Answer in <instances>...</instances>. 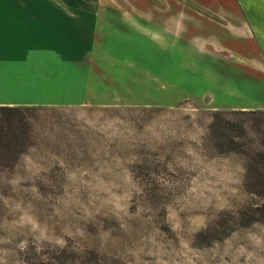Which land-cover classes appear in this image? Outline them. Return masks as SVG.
Wrapping results in <instances>:
<instances>
[{
  "label": "rangeland",
  "instance_id": "374dc122",
  "mask_svg": "<svg viewBox=\"0 0 264 264\" xmlns=\"http://www.w3.org/2000/svg\"><path fill=\"white\" fill-rule=\"evenodd\" d=\"M85 1L103 55L72 66L69 102L31 105L34 144L0 163V264H264L251 163L207 131L212 110L264 109L240 8Z\"/></svg>",
  "mask_w": 264,
  "mask_h": 264
},
{
  "label": "crops",
  "instance_id": "0c3cea01",
  "mask_svg": "<svg viewBox=\"0 0 264 264\" xmlns=\"http://www.w3.org/2000/svg\"><path fill=\"white\" fill-rule=\"evenodd\" d=\"M234 2L264 62V0ZM88 6L85 0H0V104L69 102L57 89L71 81L72 66L103 55L91 42L102 17Z\"/></svg>",
  "mask_w": 264,
  "mask_h": 264
},
{
  "label": "trees",
  "instance_id": "16d2710c",
  "mask_svg": "<svg viewBox=\"0 0 264 264\" xmlns=\"http://www.w3.org/2000/svg\"><path fill=\"white\" fill-rule=\"evenodd\" d=\"M38 106L0 104V163H19L34 144L33 116ZM207 127L218 152L238 153L251 167L244 184L264 198V109L212 110ZM264 221V203L256 207ZM263 216V218H262Z\"/></svg>",
  "mask_w": 264,
  "mask_h": 264
}]
</instances>
